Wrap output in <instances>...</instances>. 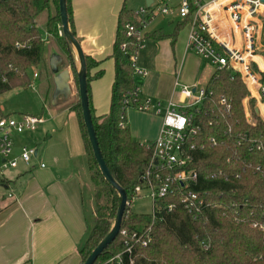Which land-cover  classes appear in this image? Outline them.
Wrapping results in <instances>:
<instances>
[{
    "label": "trees",
    "instance_id": "1",
    "mask_svg": "<svg viewBox=\"0 0 264 264\" xmlns=\"http://www.w3.org/2000/svg\"><path fill=\"white\" fill-rule=\"evenodd\" d=\"M195 11L190 0L189 14L176 23L171 34L160 28L146 32L145 38L172 36L175 42ZM43 13L46 17L41 23L38 18ZM67 14L76 35L71 0H67ZM127 22L140 26L135 12L124 3L118 14L111 55L115 75L110 109L100 116L95 114L90 83L100 78L104 70L91 75L90 71L101 60L89 55L86 59L89 105L99 146L129 201L121 229L142 231L151 226V240L147 246L136 244L133 264H264V119L257 110V100L250 98L254 123L248 120L243 99L250 92L239 73L215 70L205 86L207 96L195 112L194 122L200 129L192 139L196 149L190 167L197 170L198 182L192 188L205 201L198 216L194 218L174 195L158 200L160 207L154 219L152 212L137 213L131 209L135 188L145 187L141 177L149 169L153 148L133 137L127 121L130 103L126 98L137 85L131 55L138 44L136 35L126 36ZM60 30L59 0H0V97L11 89L28 87L34 69L38 70L39 90L45 99L49 97L53 82L46 54L52 42L70 65L78 88L76 54ZM261 53L264 56V49ZM222 97L227 99L229 108L221 103ZM70 107L79 119L96 203L93 225L79 249L83 264L112 228L119 194L105 179L94 156L79 93ZM0 115H5L1 107ZM211 137L216 144H212ZM5 180L0 176V183L5 184ZM171 202L177 204L168 211L165 207ZM123 248L124 236L119 232L94 264H118L109 260ZM122 261L121 264H130L127 256Z\"/></svg>",
    "mask_w": 264,
    "mask_h": 264
},
{
    "label": "crops",
    "instance_id": "2",
    "mask_svg": "<svg viewBox=\"0 0 264 264\" xmlns=\"http://www.w3.org/2000/svg\"><path fill=\"white\" fill-rule=\"evenodd\" d=\"M156 1L152 0L150 4ZM201 1L209 3L212 0ZM124 3L133 11L147 6V0H71L76 35L83 51L101 60L90 74L104 70L100 78L90 83L97 116L108 113L110 109L115 75L111 55L118 14ZM259 10L253 60L264 66L261 53L264 49V7ZM179 20L178 15L158 16L148 23L145 33L161 28L169 35ZM227 21V12L216 14L218 29ZM190 30L189 22L179 31L175 42L172 36L146 38L147 43L138 52L136 65L147 70V75L134 76L142 98L151 97L163 102L178 98L179 88L175 82L181 80V71L186 63L196 62L197 65V76L190 82L193 87L209 81L216 69L189 48ZM49 46L46 55L49 67L53 59L54 68L50 67L53 88L47 99L43 97L46 116L44 111L34 114L43 116L45 120L34 132L16 135L17 142H14L15 155L20 153L23 144L34 146L37 153L30 164L20 161L16 168L5 172L6 183H0L9 188L8 200L0 199V264H80L79 249L94 222L96 204L87 154L78 116L70 107L75 100L73 72L66 60L61 64L57 57L58 53L61 54L58 47L53 42ZM66 70L69 77L65 80ZM57 82H64L66 86L57 88ZM259 104H264L257 103L258 109L262 110ZM0 107L4 114H10L5 112L1 103ZM161 122L160 117L155 138ZM41 163L45 166L42 167Z\"/></svg>",
    "mask_w": 264,
    "mask_h": 264
},
{
    "label": "built area",
    "instance_id": "3",
    "mask_svg": "<svg viewBox=\"0 0 264 264\" xmlns=\"http://www.w3.org/2000/svg\"><path fill=\"white\" fill-rule=\"evenodd\" d=\"M193 5L196 11L190 21L189 48L208 60L216 70H229L231 73L241 74L250 92V95L243 99L248 118L250 98H255L257 103L264 104L262 80L264 66L256 64L253 60L256 53L258 13L259 9L264 7V3L261 0H212L209 3L193 0ZM189 11L190 0H177V2L158 0L134 11L140 26L132 22H127L125 26L126 36L130 37L134 34L138 42L137 49L131 55L134 75H147V70L138 67L136 60L138 52L146 45L145 29L148 23L158 16L178 15L182 19L189 14ZM223 11L227 12L228 21L218 29L216 14ZM59 33L62 34V30ZM17 46L21 44L17 43ZM253 64L257 66L258 71L254 69ZM37 78L38 70L34 69L29 86H35ZM175 85L179 88L178 98H171L166 102L151 97L142 98L137 85L126 98L128 105L130 103V106L139 111L157 115L162 121L159 134L153 144L148 145L153 148V156L148 171L141 177L144 188L149 190L148 195L153 201V219L160 207L158 200L167 195H174L177 202L181 203L194 218L205 206L204 198L192 188L198 182V172L191 168L190 164L194 161L193 153L196 149L192 139L200 129V126L194 122V116L203 104L207 92L205 87L198 88L183 84L179 79L176 80ZM221 103L227 108L230 107L225 97L221 98ZM44 120L43 116L28 113L0 115V176L3 177L8 169L16 168L20 161L30 164L37 153L36 148L23 144L20 153L15 155V136L34 132ZM248 120L254 123L253 118L252 121L249 118ZM210 141L213 145L217 142L214 137H211ZM41 166L44 167L45 164L41 163ZM142 190V186H137L134 195H140ZM127 202L129 204L128 200ZM177 202H171L165 208L172 211ZM120 233L124 236L123 251L114 255L109 261L121 264L123 256H127L129 263L133 264L136 244L147 246L151 240V226L142 231L128 232L126 229H120Z\"/></svg>",
    "mask_w": 264,
    "mask_h": 264
},
{
    "label": "rangeland",
    "instance_id": "4",
    "mask_svg": "<svg viewBox=\"0 0 264 264\" xmlns=\"http://www.w3.org/2000/svg\"><path fill=\"white\" fill-rule=\"evenodd\" d=\"M45 17H46V13H43L42 15H40V17L38 18L39 22H41V20ZM207 64L211 68L213 67L214 69V66L210 62H207ZM196 73H197L196 62L194 64L186 63L181 71L180 81L184 84L186 83V84L193 86L190 82L194 79V77L197 76ZM206 82L207 81H204L201 84L198 83L199 84L198 88H203L204 87L203 85H206L205 84ZM39 85H40V81L36 80L35 86L14 88V89H11L5 92L0 97V103L4 106L5 112L10 113V114H15V115L21 114V113H28V114L43 113L44 111L43 102L44 101H43V95L41 91L39 90ZM74 92H75L74 97L76 98L78 95V88L76 86L75 81H74ZM260 106L262 107V110L261 109H258V110H259L260 115L263 117L264 115H262L261 113H264V105H260ZM250 113L251 112H249L248 110V118L252 121V116ZM44 115L46 116V110L44 111ZM126 116L128 119V123H130L129 126H130L133 137L136 140L145 142L147 145H152L155 140L154 138L158 132L159 126H160V117L155 116L152 113H146V112L139 111L132 106H129L127 108ZM15 138H17V136H15ZM15 142H17L16 139H15ZM8 192H9V188H6L4 185L0 184V199L3 200V197H4V199L8 200V197H7ZM148 194H149V190L147 188H143L140 195L138 197H135L132 200L131 209L134 212H137V213H151L152 212L153 201ZM91 214L89 216L90 221L93 220V217L91 216Z\"/></svg>",
    "mask_w": 264,
    "mask_h": 264
},
{
    "label": "water",
    "instance_id": "5",
    "mask_svg": "<svg viewBox=\"0 0 264 264\" xmlns=\"http://www.w3.org/2000/svg\"><path fill=\"white\" fill-rule=\"evenodd\" d=\"M261 1L264 3V0ZM151 2L152 0H147V5H150ZM59 9L61 15L62 33L66 38V40L68 41V43L70 44V46L73 48L78 62V68H77L78 93H79L82 112H83V120L89 134V139L94 151V156L99 163L100 170L104 175L105 179L110 182V184L117 190L119 194L118 210L112 228L105 235V237L98 243V245L92 250V252L89 254L85 262L83 263V264H94L97 258L103 253V251L109 246V244H111V242L119 234L123 223V216L126 210V206L128 204L127 202L128 197L125 189L116 181V179L112 175L107 163L103 158L99 146L98 138L92 120L91 108L89 105L88 80H87L88 67H87L86 54L83 51L79 39L76 37V35L73 33L70 27V22L67 14V0H59ZM57 57L60 59L61 64L62 62L66 63L65 58L64 56H62V54L58 53ZM50 67L51 69L54 68L53 59L52 61H50ZM68 77H69V73L68 70H66L65 78L63 79L66 80L68 79ZM60 86H66V84L64 82H61L60 84L57 82V88H60Z\"/></svg>",
    "mask_w": 264,
    "mask_h": 264
}]
</instances>
